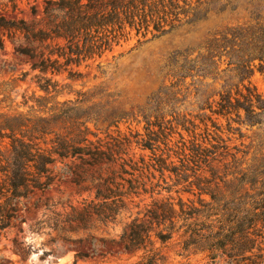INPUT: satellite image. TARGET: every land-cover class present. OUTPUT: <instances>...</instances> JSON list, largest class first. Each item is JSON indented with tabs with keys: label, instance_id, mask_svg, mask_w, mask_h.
<instances>
[{
	"label": "trees",
	"instance_id": "1",
	"mask_svg": "<svg viewBox=\"0 0 264 264\" xmlns=\"http://www.w3.org/2000/svg\"><path fill=\"white\" fill-rule=\"evenodd\" d=\"M24 1H41L40 24L7 19ZM205 1L211 2L0 0V49L11 41L16 55L38 73L33 79L37 91L25 93L20 103L14 94L29 73L0 83V241L16 223H24L19 214L27 201L70 182L78 187L91 184L95 190L98 203L85 205L74 217L83 228L92 219L115 224L127 200L156 192L169 195L143 219L134 220L121 237L122 250L139 256L136 264H170L163 250L173 243L180 257L203 255L208 264H264L263 144L251 158L250 152L236 147L232 153L229 140L217 133L211 137L208 130L210 139H198V128L190 121L166 122L160 116L153 122L151 115L123 109L120 95L103 85L76 91L65 83L82 78L74 67L102 59L133 35L155 40L190 25ZM232 37L223 39L226 44L249 38L262 43L264 25L239 28ZM255 54L253 60L260 62L264 74V46ZM244 90L235 98L222 95L214 113L227 119L230 132L240 133L232 123L264 128V97L254 87ZM140 116L144 135L121 133L122 124L138 122ZM212 127L222 132L217 123ZM180 128L194 134L193 139L186 141ZM131 150L150 152V161L142 155L136 160ZM155 173L162 184L150 181ZM97 255L108 253L78 249L75 264Z\"/></svg>",
	"mask_w": 264,
	"mask_h": 264
},
{
	"label": "rangeland",
	"instance_id": "2",
	"mask_svg": "<svg viewBox=\"0 0 264 264\" xmlns=\"http://www.w3.org/2000/svg\"><path fill=\"white\" fill-rule=\"evenodd\" d=\"M11 18L38 25L43 20V4L24 1L19 11L7 15V19ZM257 24L264 25V0L205 1L198 20L190 25L155 40L151 35L145 39L133 35L130 41L102 59L74 67L82 78L76 83H65L72 84L76 91L103 85L120 95V106L127 111L151 115L153 122L160 116L166 122L190 121L197 126L195 133L201 141L210 139L209 130L211 137L217 133L229 140L232 153H236L233 150L236 147L250 152L251 158L257 145H264V128H241L232 123V128L240 129V133L230 132L227 119L214 113L222 95L228 93L235 98L238 91H245L244 86L254 87L264 97V74L259 69L260 62L253 60L264 42L249 38L243 43L239 40L226 44L223 39L226 35L232 39L235 30ZM22 73L29 75L15 91L17 103L22 102L25 93L32 95L37 91L33 79L38 73L31 72L27 59L17 56L15 46L6 40L5 49H0V83L23 78ZM56 79L62 82L64 77ZM213 122L221 127V133L212 127ZM144 127L140 116L138 122L122 124L120 131L125 135L131 132L144 135ZM179 131L186 141L193 139L194 134H187L181 128ZM177 141L179 136L175 135L174 142ZM133 154H137L136 160L142 155L150 161V152L131 150L130 155ZM150 181L163 183L159 173ZM168 197L166 192L161 195L156 192L127 200V207L115 224L92 219L89 226L83 228L74 217H78L85 205L98 203L95 190L91 184L82 187L70 182L57 184L25 203L19 214L24 223H16L0 241V264H75L78 249L90 254L94 249L99 254L108 253L78 264H136L139 256L133 257L122 250L121 237L134 220L143 219L148 209ZM163 253L170 264H208L203 255L180 257L175 243L164 248Z\"/></svg>",
	"mask_w": 264,
	"mask_h": 264
}]
</instances>
